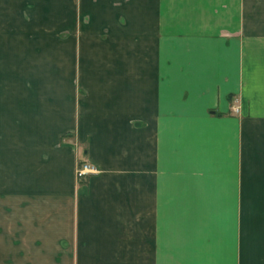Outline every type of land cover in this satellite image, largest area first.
I'll list each match as a JSON object with an SVG mask.
<instances>
[{
  "label": "crops",
  "instance_id": "obj_1",
  "mask_svg": "<svg viewBox=\"0 0 264 264\" xmlns=\"http://www.w3.org/2000/svg\"><path fill=\"white\" fill-rule=\"evenodd\" d=\"M0 264H264V0H0Z\"/></svg>",
  "mask_w": 264,
  "mask_h": 264
},
{
  "label": "built area",
  "instance_id": "obj_2",
  "mask_svg": "<svg viewBox=\"0 0 264 264\" xmlns=\"http://www.w3.org/2000/svg\"><path fill=\"white\" fill-rule=\"evenodd\" d=\"M238 109V107L232 108L234 113H238ZM96 173H98L97 168L87 161L78 163L75 169V175L78 179H83L89 175H94Z\"/></svg>",
  "mask_w": 264,
  "mask_h": 264
},
{
  "label": "rangeland",
  "instance_id": "obj_3",
  "mask_svg": "<svg viewBox=\"0 0 264 264\" xmlns=\"http://www.w3.org/2000/svg\"><path fill=\"white\" fill-rule=\"evenodd\" d=\"M237 107V106H236ZM238 111H239V109H238Z\"/></svg>",
  "mask_w": 264,
  "mask_h": 264
}]
</instances>
